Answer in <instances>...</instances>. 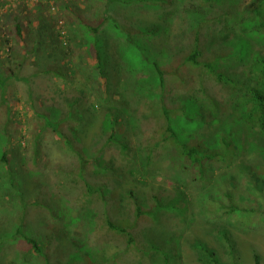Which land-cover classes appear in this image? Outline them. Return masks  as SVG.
I'll use <instances>...</instances> for the list:
<instances>
[{
	"label": "rangeland",
	"instance_id": "1",
	"mask_svg": "<svg viewBox=\"0 0 264 264\" xmlns=\"http://www.w3.org/2000/svg\"><path fill=\"white\" fill-rule=\"evenodd\" d=\"M4 1L0 0V36L17 39L12 29L14 14L24 10V21L31 14L25 4L15 3L13 13L3 15ZM251 1L217 0L215 7L203 10H199L201 0H167L164 7L154 6L153 1L117 4L111 6V13L120 29L110 20L97 36L76 17L68 21L64 12L67 30L60 27L73 39V53L65 56L54 51L57 43L50 31L54 28L47 20L31 36L24 30L25 43L15 50L18 61L24 56L20 69L10 61V53L0 59V79H6L8 68L16 69L14 77L0 81L3 264H42L17 234L19 226L44 246L51 264H204L195 248L198 243L228 264V250L218 234L222 229L234 241L240 263L254 264L256 253L264 264L262 226L255 230L240 224L238 216L219 219L217 212L210 214L207 198L215 189L200 188L174 166L169 146L157 147L147 158L162 125L149 116V110L162 100L176 111L173 117L185 134L192 131L195 138L205 140L228 133L241 146L231 170L217 167L207 177L211 188L231 174L245 190L241 174L264 167V137L254 135L249 142L250 136L230 109L229 89L203 66L223 52L228 57L214 63L216 71L241 77L253 54L264 56V33L243 34ZM106 2L86 1L75 7L76 14L83 23L96 25L98 9ZM197 24L199 45L194 43ZM36 39L39 45L34 53L29 50ZM243 43L248 46L244 56L238 52ZM95 44L100 47L102 71L93 59ZM196 49L202 65L185 64ZM67 59L76 71L72 72ZM65 60L60 70L51 69ZM153 62L166 72L163 91ZM209 97L219 105L216 113ZM184 114L198 116L202 125L190 127ZM112 118L118 120L113 141L109 140ZM47 122L60 123L59 132ZM4 152L8 162L2 160ZM240 169L246 171L238 173ZM89 186L98 191L91 195ZM231 186H217L221 202H226L223 193L233 190ZM246 196L239 195L236 201L247 202ZM133 199L151 215L137 218ZM107 220L130 229L134 242L128 245L127 238L109 230Z\"/></svg>",
	"mask_w": 264,
	"mask_h": 264
},
{
	"label": "trees",
	"instance_id": "2",
	"mask_svg": "<svg viewBox=\"0 0 264 264\" xmlns=\"http://www.w3.org/2000/svg\"><path fill=\"white\" fill-rule=\"evenodd\" d=\"M89 2L90 0H5L2 4L1 11L4 14L13 13L16 4L15 3H23L27 7V12L31 14V17H27L25 21L23 20L24 10L17 11L13 16V25L12 29L14 30L15 37L9 38L4 37L3 34L0 36V59L3 60V56L6 59V53H10L9 57L10 61L14 60L12 63L14 67L18 70L23 65V59L17 60L16 55V47L25 43L24 30L26 29L31 36L33 34V30L43 23L46 20L50 23V27L54 30L51 31V36L56 40L57 45L54 46V51H58L65 55L72 54L73 51L71 49L70 42L73 39L70 37L68 32L66 33L60 25H63L66 29L67 23L64 21L65 15L64 12H67V20L73 21L74 18L80 22V24H84L83 26L87 29L88 32L92 33L94 36H97L98 32L102 29V27L110 20L115 23V26L120 29V24L115 22V19L112 18V9L111 6L117 4H126L130 5L134 1L135 2H143V3H151L154 2V6L164 7L167 4V0H149L150 2H145L148 0H107L99 9L98 15L96 18V25H91L87 23H83L80 19V16L76 14L75 7L79 4H84ZM92 2V1H91ZM214 2L217 0H201L199 10H203L206 6H210L211 8L215 7ZM247 21L243 26L245 30H243V34L249 33H264V0H252L247 6ZM49 16V18H48ZM64 16V17H63ZM198 22V21H197ZM11 23V24H12ZM71 24L75 25L74 22ZM37 25V26H36ZM197 28L194 29V43L196 42L199 45V37L200 27L198 24ZM67 30V29H66ZM4 43H6L4 45ZM39 45V40H34L33 45L30 50L35 51L36 53ZM60 45V47L58 46ZM247 44H241L238 52L242 56L246 55ZM199 48V47H198ZM27 51V53L29 52ZM94 58L97 63V68L101 69V51L100 47L97 44L93 47ZM3 55V56H2ZM201 55L200 50L196 49L189 53L187 58L184 60L185 64L187 63L190 66H201L202 63L198 61V57ZM219 55L218 57H216ZM214 55V60L212 62L204 63V67L208 70L209 74L214 77L217 82L221 83L223 87L228 88L230 91V95H232L230 101V109L235 114V118L238 120V123L241 127L246 131V134L250 136L249 142H253L251 137L254 135H261L264 137V56L261 54H253L248 62L245 65V71L243 76L241 77H230L224 74L223 72L216 71L214 67V63L219 60L227 59L228 55L223 52ZM221 55V56H220ZM15 57V58H14ZM59 58V57H58ZM66 58V57H65ZM71 62V70L72 72L76 71L73 68V62L71 59H67ZM58 64L55 70H60L64 65V62ZM9 61V62H10ZM153 67L158 76V87L161 91L165 88V78L163 68L159 67L156 62H153ZM14 68H8L9 74L5 80H2L4 83L10 77L15 76ZM100 71V75L103 74ZM51 71H48V73ZM5 97L3 92V98ZM6 104V103H4ZM209 104L212 107L214 113L219 110L218 103L209 97ZM157 108H153L149 110V116L157 117L162 125L160 126V130L157 136L154 137L155 140L154 145L149 149L150 154L147 155L148 161L151 158V154L157 150V147H162L163 150L169 146L171 148L172 153V163L178 166L181 171H184L188 174L194 181L198 183L200 188H208L215 189L216 192L210 191L208 194V198L210 203H207L208 212L210 214L218 213L217 216L219 219L222 216H238L240 220V224L246 225L247 227L254 228L257 230V227H263L262 231L264 232V167L256 170H252L249 174H241V178L244 180L245 184V192L244 189L240 188L236 181L235 175H227L228 178L221 177L218 180V184L215 188H211L212 185L211 180L208 181L207 177L214 171L217 167L227 169L231 168L237 164L238 159L240 158L239 150L240 145H238V141L236 138L230 137L228 133L219 134L214 138H207L205 140H198L194 137L192 131L188 134H185L181 129V122L178 119H175L173 115H175L176 111L171 110L164 102L159 101V105H156ZM181 111L187 114V109L184 106L181 107ZM145 116V115H144ZM149 116H145L146 118H150ZM185 117H188L184 114ZM190 122V127L196 128L197 126L202 125V120L199 117H188ZM112 131L109 136V140L113 141L115 138V133L118 129V120L117 118L111 119ZM49 127H52L57 132H59L60 123H51L47 122L46 124ZM65 140L70 145L69 147L73 149L70 141L65 138ZM124 150L125 147H123ZM80 154V153H79ZM264 156V151L261 153ZM2 160L4 162H8L6 157V152L2 155ZM81 171L84 170V159L81 158ZM84 163V164H83ZM83 166V167H82ZM240 172L243 173L246 169H240ZM222 184V188L227 185H232L233 190H225L223 193V197L227 200L226 202L220 201V193L217 189V186ZM214 185V184H213ZM89 193L94 194L98 189H93L89 186ZM244 190V191H243ZM217 194V198H213V194ZM247 193V202H237L236 199L239 195H243ZM245 196V195H244ZM132 197V194H130ZM133 204L136 209L137 218L141 216H150L151 214L148 212H144L140 206V203L137 199H133ZM160 207L159 203L156 204V209ZM154 214V212H152ZM136 219V223H137ZM108 229L127 238L128 245H131L134 242L132 237V233H130V229L124 226L117 225L118 223H113L110 220L106 221ZM127 223V222H126ZM125 223V224H126ZM130 226L129 224H126ZM17 234L24 240L30 251H32L35 255H37L42 260V264H51L49 256L45 252L44 246H42L37 239L27 236L22 226H19L17 230ZM218 234L221 240L225 243L226 248L228 250V254L230 257V262L228 264H243L240 263L239 255L236 254L237 248L234 241L230 238L229 234L225 229L218 231ZM8 239V238H7ZM6 239V240H7ZM5 241V240H4ZM2 241V243L4 242ZM1 243V241H0ZM195 248L199 253L206 257V261L201 256L199 259L204 262V264H222L219 261L215 251L209 249L206 245L198 243ZM3 249V248H2ZM254 264H262L261 257L259 254L253 255ZM0 264L2 260L0 259Z\"/></svg>",
	"mask_w": 264,
	"mask_h": 264
}]
</instances>
